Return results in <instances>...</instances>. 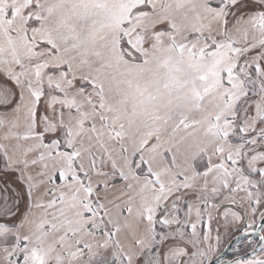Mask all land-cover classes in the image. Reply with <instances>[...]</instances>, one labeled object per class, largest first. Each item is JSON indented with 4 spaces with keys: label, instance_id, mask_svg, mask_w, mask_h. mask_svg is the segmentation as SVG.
Masks as SVG:
<instances>
[{
    "label": "snow or ice",
    "instance_id": "1",
    "mask_svg": "<svg viewBox=\"0 0 264 264\" xmlns=\"http://www.w3.org/2000/svg\"><path fill=\"white\" fill-rule=\"evenodd\" d=\"M0 264H264V0H0Z\"/></svg>",
    "mask_w": 264,
    "mask_h": 264
}]
</instances>
